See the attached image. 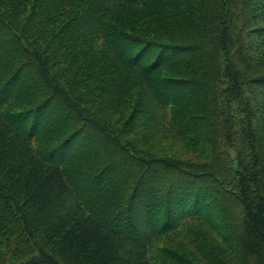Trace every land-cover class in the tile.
Returning <instances> with one entry per match:
<instances>
[{"label": "trees", "instance_id": "trees-1", "mask_svg": "<svg viewBox=\"0 0 264 264\" xmlns=\"http://www.w3.org/2000/svg\"><path fill=\"white\" fill-rule=\"evenodd\" d=\"M0 264H264V0H0Z\"/></svg>", "mask_w": 264, "mask_h": 264}]
</instances>
